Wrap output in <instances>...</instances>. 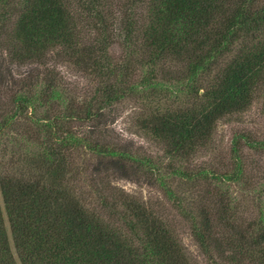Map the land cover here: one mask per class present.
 Segmentation results:
<instances>
[{
	"label": "trees",
	"instance_id": "trees-1",
	"mask_svg": "<svg viewBox=\"0 0 264 264\" xmlns=\"http://www.w3.org/2000/svg\"><path fill=\"white\" fill-rule=\"evenodd\" d=\"M262 99L264 0H0V264H192L174 220L118 179L158 189L210 264H264V175L245 153L264 138L197 164ZM128 103L162 156L112 135Z\"/></svg>",
	"mask_w": 264,
	"mask_h": 264
},
{
	"label": "rangeland",
	"instance_id": "rangeland-1",
	"mask_svg": "<svg viewBox=\"0 0 264 264\" xmlns=\"http://www.w3.org/2000/svg\"><path fill=\"white\" fill-rule=\"evenodd\" d=\"M58 68L72 90H86L91 86L90 80L85 78L84 75L77 73L74 67L60 65ZM20 70L21 73L25 71V69ZM137 112L138 109L134 103L118 107V112L116 116L114 115L109 130L122 143H132L135 147H141L145 153L152 156H162L163 152L160 146L149 136L138 130L139 127L136 123ZM239 134H250L255 138H264V99L256 101L247 112L234 117L231 121L220 122L210 148L197 159V164H206V167L207 165H212L215 169L224 168L229 165L233 139ZM245 153L251 158V162L259 163V167L255 165L253 167L256 168L255 174L262 177L264 175V155L253 151H246ZM249 166L251 167L250 162ZM115 185L124 189L129 194L161 207L177 225V230L192 264H210L192 237L188 225L182 221L181 217L165 200L163 194L158 189L143 182L128 179H118L115 181ZM232 190L233 195L244 201L242 202L241 209L246 216H249L252 213L250 211L253 210L250 195L246 196V194H242L239 187H233Z\"/></svg>",
	"mask_w": 264,
	"mask_h": 264
}]
</instances>
